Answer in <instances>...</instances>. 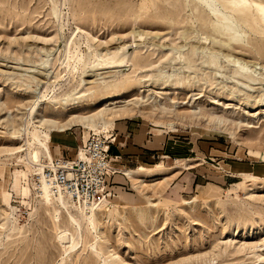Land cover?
Returning <instances> with one entry per match:
<instances>
[{
	"label": "rangeland",
	"instance_id": "rangeland-1",
	"mask_svg": "<svg viewBox=\"0 0 264 264\" xmlns=\"http://www.w3.org/2000/svg\"><path fill=\"white\" fill-rule=\"evenodd\" d=\"M220 1L0 0V264H264V83L229 73L234 59L264 78V27L234 17L230 35L217 37ZM247 1L264 7V0ZM124 45L121 67L75 74L85 50ZM68 96L74 105L61 101ZM66 105L65 115L120 116L96 131L76 126L61 135L29 123L35 108L39 119ZM129 120L140 134L136 145L125 144L138 151L121 158L124 170L165 167L143 177V195L127 181L126 199L146 194V203L117 194L110 219L95 231L75 208L80 229L40 204L31 188L38 164L27 168L19 147L30 144L42 160L34 143L47 132L50 156H65L63 145L74 146L66 136L80 147L91 132L123 134ZM196 175L202 187L220 189L177 186ZM176 186L181 193L170 195ZM64 232L72 244L59 239Z\"/></svg>",
	"mask_w": 264,
	"mask_h": 264
},
{
	"label": "bare ground",
	"instance_id": "bare-ground-1",
	"mask_svg": "<svg viewBox=\"0 0 264 264\" xmlns=\"http://www.w3.org/2000/svg\"><path fill=\"white\" fill-rule=\"evenodd\" d=\"M213 2L214 0H212L211 3ZM209 8L210 6H208V9ZM217 8H218V11H221L218 15H216L218 22L213 24L214 34L217 37L230 35L229 32L231 31V27H232L231 23L234 21L233 20L234 17L235 18L237 17L242 21H247V23L248 21H252L256 25L258 23L264 27V7L260 3H254L251 5L247 0H221L220 2H218V4H215V9ZM255 13L259 15L260 20L255 19V16H254ZM222 21L223 23H221ZM212 41L214 42L215 39H213ZM65 48H66V52H68V45H65ZM126 48H127V45H124L121 48H117V50L113 53L111 52L110 53L109 52H105V53L99 52L98 53V52H92L89 49L85 50L83 57H82V61L80 65L78 66V68L76 69L75 74L80 73L83 78H87L86 74L88 72H93L95 71V69H98V68L99 70H101L103 68L121 67L122 64L126 62L124 59H120L119 55L124 53ZM202 58H205V54H203ZM231 63L233 66H231L232 68L231 67L229 68L230 69L229 73L232 76L233 75L239 76L240 78H242L243 80L247 82L257 83L261 80L264 83V78L262 79L259 78L260 74L256 76V72H255L256 70L255 71L252 70L250 72L247 65L239 62L238 60L233 59L231 60ZM208 66L211 67L213 70H215L216 63L212 61L211 63L208 64ZM42 69L44 73H42L41 75L43 77H47L49 75L50 68H48V66L47 67L44 66ZM177 72H178V69H176L173 72V75ZM217 73L219 74L218 71ZM217 73H215V75ZM99 76H100L99 74H96L94 77H99ZM227 79L233 80L235 78L227 77ZM88 84H91V82ZM236 85L237 86L239 85L238 86L239 90L241 89L243 92L249 93V90H251L250 86L248 85L240 84L238 82H236ZM68 100L71 101L69 102L71 103L70 104L71 106V105H74V100H77V99L72 98V96L70 97L68 96L67 98L62 99L61 101L67 102ZM66 112H67V105L62 108V111L56 110L50 114L42 115L38 119L36 108H35L32 111L31 115L28 116V119H29V123H35L37 124V127H42L44 129H47V132H52V133L55 132L61 135V134H64L67 130L71 129L72 127H76V126H80L85 129L93 128L91 130L96 131L97 129L95 128H104L108 124L107 121L110 120L112 116L113 117L120 116V112H113V113L108 114L104 112L103 110H100L94 113H90V112L81 113L80 112L76 114L73 113L70 115L69 114L65 115ZM63 118L64 120L62 121ZM47 132H44L43 134L44 137L38 138L37 142L34 143V145L36 146V150L43 152L45 155V158H43L42 160L41 159L39 160L38 156L34 152H29L31 150L30 144L26 142L21 147H19L17 151L15 152L19 154L25 151V154H26L25 166L27 168H30L31 165L38 164V166L34 168V171L32 173L33 175L34 173H36L35 171L40 173V170L43 164H45L47 161L53 160V157L50 156V150H49L50 142H49ZM13 139L22 140V138H19V136H16V137L14 136ZM68 151L69 152L73 151V148L71 149V151L70 150ZM22 178H23V181L26 182L27 174H22ZM39 189L40 190L38 191V196L36 198L39 199L38 201L40 202V204L48 209L53 208L56 215L58 214L59 211L62 210L68 216L70 224L75 225L78 229H80V223H82V224H85L89 228V230L95 231L98 225H101L103 221H108L110 219L109 211L112 207V203L108 201H106L105 203L101 205L90 207V208L77 207V206H74L67 199L63 198L61 195L59 196L57 195L53 197L48 191L45 183H41L39 185ZM27 192L28 190L25 188V193ZM147 204L149 205L150 208H155V204L150 203V202H147ZM190 204H192V202L190 201L184 200L182 202V205L184 206H187ZM73 208L79 211V212L77 211L76 212L78 213V217L80 218V223L75 221L71 216V212ZM140 216L143 217L141 213H140ZM58 237L60 240L66 242L65 245L70 244V243L72 244L73 238H72L71 233H68V232L59 233ZM66 248L67 247H64L65 250Z\"/></svg>",
	"mask_w": 264,
	"mask_h": 264
},
{
	"label": "built area",
	"instance_id": "built-area-1",
	"mask_svg": "<svg viewBox=\"0 0 264 264\" xmlns=\"http://www.w3.org/2000/svg\"><path fill=\"white\" fill-rule=\"evenodd\" d=\"M111 135L91 132L75 157H54L43 164L40 173L32 176V191L38 196L39 185L45 183L50 194L61 195L74 206L90 208L110 201L115 196L111 191L110 179L116 174L112 162L114 154Z\"/></svg>",
	"mask_w": 264,
	"mask_h": 264
},
{
	"label": "crops",
	"instance_id": "crops-1",
	"mask_svg": "<svg viewBox=\"0 0 264 264\" xmlns=\"http://www.w3.org/2000/svg\"><path fill=\"white\" fill-rule=\"evenodd\" d=\"M136 132H138L140 134V126H139V124L129 120V121L124 122V124H123L122 132H121L123 134H120V133L111 134V138H113L112 139L113 146L111 147V149L113 150L114 154L118 157L117 160L112 162V168L115 170L116 174L110 179L111 191H112V193L115 196L113 199L110 200L111 202H114V200L116 201V198L118 197L117 194H121L122 193L123 194L122 198L127 200V201L132 199L134 201V203H137V202H140V201L146 203L147 198H150V196L145 194L143 196V198H142V197H140L137 194V193L142 194L143 190H144V187H149V186H145L144 185L145 181H144L143 177L147 176V175L154 174L157 171H163L164 168H165L161 164H156L153 170L144 168L142 166H140V167H138L136 169H133V170H131V169L130 170H124V166L121 164L122 163L121 158L124 155L128 154L127 151L128 152L132 151L133 153H137V152H134V151H138V150H136V148H132V149H128L127 150L126 146H128V145H125V144H128V142H129L128 140H130V142L132 143V146L134 144L136 145V143H134L135 142V137H137L139 135V134H136ZM120 136H122V138ZM130 137H132V139H130ZM117 141H122V143L118 146ZM64 142L65 143H69L70 145H74V146L63 145V149L65 147L68 148V149H66V152H68V154L70 153L68 150L71 151L72 148L74 150L76 147H78L77 141H76V137H74V136L73 137L71 135L66 136ZM122 144H124V147H123ZM55 157H57V156L55 155ZM119 160H121V161H119ZM118 163H120V164H118ZM176 166L177 165H175L174 167H176ZM174 167H171V169H174ZM177 169H181V168H179V166H177ZM119 177L122 178L123 181H120L118 179ZM127 181L131 183L133 189L137 192L136 193L137 195H134L135 197H133L132 195H129L127 197V199H126V191H127L126 185H128ZM200 181H201V178L196 175L190 180V182H189V184L187 186H185V181L184 180H182V182H180L177 186L178 187H190V189L192 190L194 188L202 187V185L199 184ZM138 185H139V187H138ZM177 186L172 188L171 190H169L168 193L170 195H176V194L179 195L181 192H180V188H177ZM208 187H211L213 190L220 189V188H218V187H216V186H214L212 184H207L206 186L202 187L203 191L201 192V194L207 193L208 192L207 191ZM212 194H214V193H212ZM130 204H132V203H130ZM132 205H134V204H132Z\"/></svg>",
	"mask_w": 264,
	"mask_h": 264
}]
</instances>
